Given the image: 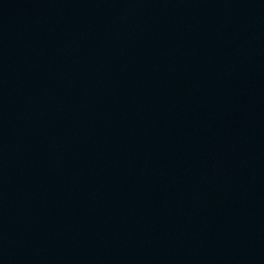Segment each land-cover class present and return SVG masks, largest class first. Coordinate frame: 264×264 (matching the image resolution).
Returning a JSON list of instances; mask_svg holds the SVG:
<instances>
[{
    "label": "water",
    "instance_id": "1",
    "mask_svg": "<svg viewBox=\"0 0 264 264\" xmlns=\"http://www.w3.org/2000/svg\"><path fill=\"white\" fill-rule=\"evenodd\" d=\"M0 264H264V0H0Z\"/></svg>",
    "mask_w": 264,
    "mask_h": 264
}]
</instances>
